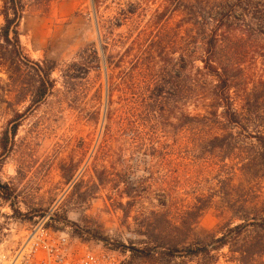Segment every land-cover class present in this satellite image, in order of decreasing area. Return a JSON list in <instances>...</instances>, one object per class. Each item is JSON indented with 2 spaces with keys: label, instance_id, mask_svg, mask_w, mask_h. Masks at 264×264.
Wrapping results in <instances>:
<instances>
[{
  "label": "rangeland",
  "instance_id": "374dc122",
  "mask_svg": "<svg viewBox=\"0 0 264 264\" xmlns=\"http://www.w3.org/2000/svg\"><path fill=\"white\" fill-rule=\"evenodd\" d=\"M236 1L23 0V58L0 60L1 154L18 126L0 264L42 221L115 264H264V42L237 50ZM215 15L238 124L203 69Z\"/></svg>",
  "mask_w": 264,
  "mask_h": 264
},
{
  "label": "trees",
  "instance_id": "16d2710c",
  "mask_svg": "<svg viewBox=\"0 0 264 264\" xmlns=\"http://www.w3.org/2000/svg\"><path fill=\"white\" fill-rule=\"evenodd\" d=\"M101 0H94L97 4ZM25 6L23 0H0V60H5L6 56L12 58H23L22 57V45L20 40V25L24 16ZM219 14V13H218ZM194 17L198 21L201 17L200 14L194 13ZM213 27L208 29V34L205 35L203 40L204 47L206 48L207 58L202 59L204 64V70L209 73L210 76L217 78L216 86V97L215 104L218 107H224L227 109V113L235 118L236 123L240 122V118L245 116V113L236 110V115L233 113V107L231 105V99L228 90L231 88V79L228 74V70L219 67L217 61V49L222 42V35L220 32L229 27L228 19L220 15H215L213 18H209ZM255 38L259 43L260 40L264 42V0H237L236 1V48L242 50L246 45L243 44L247 39ZM264 45V44H263ZM263 48V47H259ZM264 50V49H263ZM264 57V54L261 55ZM194 66V70H195ZM194 83V87H195ZM52 89V83L50 75L45 73V76L41 77L40 84L36 91V104L42 102V100L50 93ZM196 92L194 91V96ZM247 111V110H246ZM217 116V112H215ZM207 115H213L208 112ZM18 134V126L14 127L11 132V137L8 135L4 138L3 153L9 152V142L14 139ZM262 149H264V138L258 139ZM0 153V159L2 155ZM13 193L8 190L7 187L0 183V198L5 200H11ZM259 226L264 227V221ZM242 228V227H239Z\"/></svg>",
  "mask_w": 264,
  "mask_h": 264
},
{
  "label": "built area",
  "instance_id": "2783aa9c",
  "mask_svg": "<svg viewBox=\"0 0 264 264\" xmlns=\"http://www.w3.org/2000/svg\"><path fill=\"white\" fill-rule=\"evenodd\" d=\"M46 224L42 221L28 231L9 264H115L111 255L90 249L79 253L73 249L69 234L56 233Z\"/></svg>",
  "mask_w": 264,
  "mask_h": 264
}]
</instances>
